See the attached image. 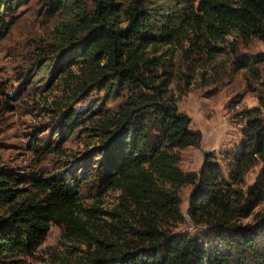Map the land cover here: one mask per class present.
Segmentation results:
<instances>
[{
	"label": "trees",
	"instance_id": "trees-1",
	"mask_svg": "<svg viewBox=\"0 0 264 264\" xmlns=\"http://www.w3.org/2000/svg\"><path fill=\"white\" fill-rule=\"evenodd\" d=\"M26 1L0 0V36ZM190 1L196 6L186 11L182 0L46 2L47 10L68 17L57 27L65 38L57 41L55 68H79L80 94L93 86L109 98H122L116 112L95 105L83 112L65 111L54 136L82 128L85 118L99 138L96 157H83L75 165L81 164L82 172L89 168L99 186L121 189L135 208V226L113 225L118 231L114 240L96 239L76 264H264V210L255 213L250 225L236 223L259 204L264 176L245 194L234 187L257 161L264 162L261 110L254 107L245 115L240 149L229 161L227 179L207 154L197 171H183L179 151L198 146L202 133L190 127V116L178 110L169 93L174 59L168 48L163 50L188 28L206 42V58L221 49L212 40L232 32L245 41H264V0ZM257 61L264 57L243 66L256 72ZM35 141L32 149L39 154L55 148L47 140ZM79 175L72 168L25 174L0 163V264H19L16 256L35 251L52 224L68 229L81 224ZM186 185L195 189L189 216L221 231L217 242L163 230L181 218L179 190Z\"/></svg>",
	"mask_w": 264,
	"mask_h": 264
},
{
	"label": "rangeland",
	"instance_id": "rangeland-1",
	"mask_svg": "<svg viewBox=\"0 0 264 264\" xmlns=\"http://www.w3.org/2000/svg\"><path fill=\"white\" fill-rule=\"evenodd\" d=\"M182 1L183 10L191 6L194 10L196 3ZM46 2L27 0L20 4L12 18H8V30L0 36V163L25 174L70 168L80 174L77 214L81 224L70 229L52 224L35 251L16 256L19 264H76L86 255L88 245H96V239L114 240L118 231L113 225L135 226V208L124 199L121 189L99 186L89 168L82 172L81 164L75 165L83 157H96L94 150L99 138L93 135L94 130L85 118L81 120L82 128L54 136L65 111L83 112L95 105L116 112L122 98H109L93 86L80 94L79 68H55L57 41L65 38L57 27L68 17L61 11L47 10ZM211 43L221 49L206 58V42L198 41L188 28L178 41L165 45L163 50L168 48L166 53H173L174 59L169 93L178 110L190 116V127L202 133L198 146L180 149L178 165L183 171H197L207 154L219 164L227 179L229 161L240 149L247 111L258 107L264 119V61L253 63L256 72L243 66L245 61L264 57V41H245L232 32ZM35 139L54 143V150L39 154L32 149ZM260 176H264V162L257 161L234 187L245 194ZM261 189L259 204L247 217L236 218V223L250 225L255 213L264 210V186ZM194 190L193 185L179 190L181 218L166 224L163 230L217 242L221 231L189 216Z\"/></svg>",
	"mask_w": 264,
	"mask_h": 264
}]
</instances>
